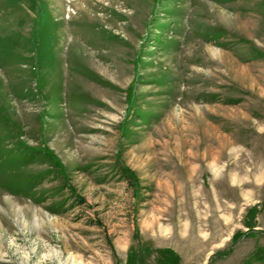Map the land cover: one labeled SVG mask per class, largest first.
<instances>
[{"label":"rangeland","instance_id":"374dc122","mask_svg":"<svg viewBox=\"0 0 264 264\" xmlns=\"http://www.w3.org/2000/svg\"><path fill=\"white\" fill-rule=\"evenodd\" d=\"M0 264H264V0H0Z\"/></svg>","mask_w":264,"mask_h":264}]
</instances>
